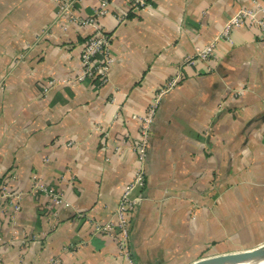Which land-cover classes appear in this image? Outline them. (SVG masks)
I'll use <instances>...</instances> for the list:
<instances>
[{
	"label": "crops",
	"instance_id": "0c3cea01",
	"mask_svg": "<svg viewBox=\"0 0 264 264\" xmlns=\"http://www.w3.org/2000/svg\"><path fill=\"white\" fill-rule=\"evenodd\" d=\"M150 1L135 12L112 0L99 18L115 57L105 84L87 77L44 93L50 78L82 71L94 28L63 29L56 0H0V183L14 174L23 202L14 225L0 213L5 264H47L52 256L61 264H126L114 239L94 233L93 220L114 217L139 165L134 113L180 69L183 78L158 108L146 183L136 192L143 199L130 221L135 264H189L264 244L260 30L236 27L233 43L219 41L217 59L185 62L253 0ZM98 5L81 0L75 10L86 16ZM35 175L69 205L33 193Z\"/></svg>",
	"mask_w": 264,
	"mask_h": 264
},
{
	"label": "built area",
	"instance_id": "2783aa9c",
	"mask_svg": "<svg viewBox=\"0 0 264 264\" xmlns=\"http://www.w3.org/2000/svg\"><path fill=\"white\" fill-rule=\"evenodd\" d=\"M58 4L57 19L61 21V27L68 29L70 24L91 25L93 33L87 37L82 46L81 61L82 71L77 76L71 78H50L44 86V93L52 88L69 83L74 80H83L87 77H97L101 84H105L110 76V70L115 63V57L111 51L112 36L100 25L99 18L109 12L112 0H99V5L92 14L86 16L79 15L75 10V4L81 0H56ZM129 11L138 12L151 6L150 0H124ZM120 21L125 19L124 15L118 17ZM245 25H256L260 30L261 40L264 43V2L253 0L252 5L240 7L227 22L223 25L218 37L204 45L197 47L193 57H187L186 63H194L196 60L209 61L218 57V43L225 40L229 43L234 42L233 30L236 27ZM183 74L181 69L160 88L157 89L149 106L143 112L134 113L133 118L138 121L139 136L137 142L133 144L137 151L139 165L134 175L126 185H124L114 217L107 221L93 220L94 233L103 234L114 239L118 253L122 256L126 264H135L130 248V221L131 214L143 199V196L137 194V190L146 183V158L151 141V132L156 119L158 108L163 98L171 92L181 81ZM101 126L98 125V129ZM14 174L6 175L0 183V213H6L10 222L14 225L17 222L18 214L23 207L22 193L17 192L11 185ZM33 193H44L52 197L55 203L69 205L64 193L54 187L42 183L35 175L34 183L31 188ZM80 217H85V213L77 212ZM88 217V216H86ZM0 264H5L0 253ZM47 264H61V259L52 256Z\"/></svg>",
	"mask_w": 264,
	"mask_h": 264
},
{
	"label": "water",
	"instance_id": "95a60500",
	"mask_svg": "<svg viewBox=\"0 0 264 264\" xmlns=\"http://www.w3.org/2000/svg\"><path fill=\"white\" fill-rule=\"evenodd\" d=\"M264 252V244L253 249L207 256L189 264H262L258 256Z\"/></svg>",
	"mask_w": 264,
	"mask_h": 264
},
{
	"label": "bare ground",
	"instance_id": "6f19581e",
	"mask_svg": "<svg viewBox=\"0 0 264 264\" xmlns=\"http://www.w3.org/2000/svg\"><path fill=\"white\" fill-rule=\"evenodd\" d=\"M258 259L260 260V262L262 264H264V252H262L259 256H258Z\"/></svg>",
	"mask_w": 264,
	"mask_h": 264
}]
</instances>
